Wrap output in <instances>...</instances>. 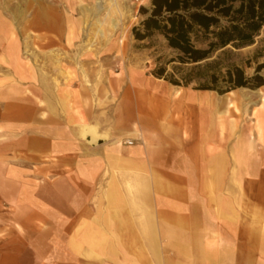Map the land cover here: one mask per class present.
I'll use <instances>...</instances> for the list:
<instances>
[{
	"label": "rangeland",
	"instance_id": "374dc122",
	"mask_svg": "<svg viewBox=\"0 0 264 264\" xmlns=\"http://www.w3.org/2000/svg\"><path fill=\"white\" fill-rule=\"evenodd\" d=\"M106 1L102 2L104 11L95 14L84 12L79 0H0V239L1 228L14 226L13 221L21 223L25 220L14 217L15 210L48 208L44 202H39L41 198L60 194L63 180L73 177L69 162L77 154L69 153V150L71 146L85 147L87 144L78 139L74 131L73 124L78 122V116L68 115L69 102L87 124L98 122L101 127L114 130L123 121L124 88L131 76L135 78L139 73L138 81L145 77L160 80L153 76L159 59L166 63L176 57L161 36L144 42L134 38L133 29L148 16L142 9L150 12L152 0H117L114 4L119 14L113 18L119 23L114 32L104 23L110 3ZM83 2L89 9L95 5L94 0ZM47 14L50 19L58 20L60 33L66 35H48L44 29L37 30L38 27L31 24L37 18L46 21ZM96 20L103 23V37L97 35ZM70 34L72 42L69 43L66 39ZM229 50L233 52L232 62L241 66L247 77H254L261 67L258 74L264 79V28L253 45ZM57 59L61 69L70 76L68 80L58 76ZM173 67H168V73H172ZM194 87L195 84L177 88L182 90L183 97H175L183 99V89L196 91ZM106 93L111 95L109 100H103ZM67 94L71 95V100ZM205 98L206 102L212 99L217 102L214 107L208 106L212 108L215 134L218 133L215 140L219 135L223 145L219 143L220 146L215 148L213 169L208 171L209 184L201 189L204 193L207 189L220 217L230 221H237L239 217L247 230L254 229L264 222V86L256 90L238 89L225 95L211 92ZM35 112L36 120L30 127L31 115ZM43 112L47 113L46 118L41 117ZM183 134V141L191 143L189 134ZM30 138L36 141L34 149H30ZM141 139L143 136L123 138L121 145L124 140ZM182 143L180 139L176 140L178 150H182ZM183 148L190 149L188 145ZM53 155L58 158L57 163L44 159ZM101 162L103 170L107 166L106 174L103 172L105 187L114 173L103 157ZM188 172L191 170H186V174ZM155 173L157 171L151 168L147 173H134L128 182L115 171V178L125 189L127 182L133 187L129 197L135 206L133 220L143 238L144 252L154 264H161L154 211L161 216L162 222L170 221L166 217L168 213H161L163 204L170 206L182 195L174 188L175 196L158 194L153 182ZM141 182L146 183L148 189L144 201L138 193ZM184 187L189 192L194 190L190 185ZM31 200L34 206H30ZM105 206L106 202L102 200L99 209L105 210ZM255 209L260 212V217L253 216ZM54 220L59 230L64 222L67 223L66 219ZM103 220L107 225V214ZM85 224L83 229L92 225ZM100 231L103 230H97L98 237ZM106 232L111 238L115 237L114 230ZM128 237L129 232L123 231L122 238ZM219 238L221 235L214 236V240ZM208 246H212V242ZM104 247L121 249L125 254L132 252L127 250L126 244L91 248ZM136 248L133 251L138 252ZM165 253L168 261L169 253L167 250Z\"/></svg>",
	"mask_w": 264,
	"mask_h": 264
},
{
	"label": "crops",
	"instance_id": "0c3cea01",
	"mask_svg": "<svg viewBox=\"0 0 264 264\" xmlns=\"http://www.w3.org/2000/svg\"><path fill=\"white\" fill-rule=\"evenodd\" d=\"M103 1L94 0L91 9L98 5L102 7ZM79 4L83 10L89 9L84 7L83 0H79ZM46 16V21L37 18L31 24L38 27L37 30L44 29L48 35H66L60 33L57 19ZM71 36L68 35L66 40ZM140 75L136 73V79L131 76L125 85L123 121L114 130L101 127L98 122L87 124L69 102L68 115L78 116V122L73 126L98 125L99 132L106 134L108 141L98 147H69V153L77 154L69 162L73 177L63 180L60 194L43 196L45 199L40 196L39 202H44L48 208L40 206L34 210L14 211V217L25 220L21 223L13 221L14 226L1 228L0 264H154L144 252L143 238L133 220L135 206L129 197L133 187L128 183L132 174L147 173L150 168L157 171L153 182L158 194L169 195L164 192L165 186H169L182 195L170 206L163 204L161 213H168L166 217L170 221L162 222L161 216L154 211L161 264H208L209 255L212 256L214 251L221 255L216 264H264V222L247 230L239 217L237 221L220 217L207 189L205 193L201 189L209 184L208 171L213 169V154L223 142L219 135L215 140L218 133L215 134L212 108L208 104L214 107L217 102L213 99L206 102L205 98L211 92L183 89L185 97L177 99L183 97L182 90L177 89L179 87L161 80L152 81L148 77L138 81ZM66 96L71 100L70 94ZM110 97L106 93L103 100ZM217 101L220 104L221 99ZM36 114L31 115L30 127ZM41 117L46 118L47 113L43 112ZM183 132L189 134L191 143L183 141ZM142 136L143 140H124L121 145L123 138L139 139ZM177 139L183 142V147L188 145L190 149L187 151L182 147L178 150ZM35 142L30 138V149H34ZM135 142L140 143L135 145ZM102 157L114 173L105 187L103 172L107 166L103 170ZM44 159L59 161L56 155ZM186 170H191V174L188 172L190 177ZM115 171L122 178L126 177L127 189L117 181ZM179 171L182 172L179 174ZM140 185L138 193L144 201L148 195L147 184L141 182ZM186 185L193 186L194 190L187 191ZM102 200L106 202L105 210L99 209ZM30 202V206H34V201ZM142 206L143 209L146 207L145 204ZM252 213L254 217H260L257 209ZM106 214L107 225L103 220ZM54 219H66L67 223L64 222L59 230ZM262 219L264 221V216ZM87 222L92 225L85 229L92 231H84ZM108 228L116 232H113L114 238L106 232ZM98 229L103 230L98 232L99 237L96 234ZM123 231L129 232L127 239L122 238ZM215 235H221V238L214 240ZM210 242L212 246L209 247ZM105 244H126L127 250L132 252L125 254L121 249L109 247L91 248ZM135 246L138 252L133 251ZM200 249L206 251L205 260Z\"/></svg>",
	"mask_w": 264,
	"mask_h": 264
},
{
	"label": "trees",
	"instance_id": "16d2710c",
	"mask_svg": "<svg viewBox=\"0 0 264 264\" xmlns=\"http://www.w3.org/2000/svg\"><path fill=\"white\" fill-rule=\"evenodd\" d=\"M133 29L136 41L161 36L176 57L158 61L153 76L173 86L225 95L238 89L264 86L232 62L233 52L254 44L264 28V0H152L150 12ZM173 65L172 73L167 69Z\"/></svg>",
	"mask_w": 264,
	"mask_h": 264
},
{
	"label": "bare ground",
	"instance_id": "6f19581e",
	"mask_svg": "<svg viewBox=\"0 0 264 264\" xmlns=\"http://www.w3.org/2000/svg\"><path fill=\"white\" fill-rule=\"evenodd\" d=\"M101 1H103V0H101ZM108 1L110 3L108 4V9H107V12H106V16H105L104 23L107 25L109 31L114 32L117 29V26H118V23L119 22H117L113 17L116 16V15H118L119 14L118 13L119 11L117 10V6H115V4H114L116 0H108ZM98 6H95L91 10L90 9H86V10H83V11L84 12L90 11V12H93L95 14H100V13H102L104 11V8L103 7H100V6L98 7ZM15 20H16V18H15ZM95 26L97 28V35L99 37H103V30L101 28L103 26V23L100 20H96ZM68 42L69 43L72 42V37H70L68 39ZM12 45H14V44H12ZM55 63H56V71H57L58 76L62 77V79L68 80L70 78V76L61 69L60 63H59V59H57ZM15 66H17V65H15ZM74 128H75L74 131L77 134L78 139H80L81 141H83L84 143H86L88 146L98 147V146H100L101 143L104 144V143H106L108 141L107 140L108 137L106 136V134L103 135V134H101L99 132L98 125H94V126H92V125L91 126L75 125ZM222 130H223V128H222ZM262 133H263V131H262ZM173 191L174 190H173L172 187L165 186V188H164V192L166 194L173 195V193H174ZM200 251H201L203 260H205V258H206V251H204L203 249H200ZM220 256L221 255H219L216 251H214V253L212 254V256L209 255V258H208V261L209 262H208V264H213V263L216 264V262H217V260H218V258Z\"/></svg>",
	"mask_w": 264,
	"mask_h": 264
},
{
	"label": "built area",
	"instance_id": "2783aa9c",
	"mask_svg": "<svg viewBox=\"0 0 264 264\" xmlns=\"http://www.w3.org/2000/svg\"><path fill=\"white\" fill-rule=\"evenodd\" d=\"M132 144V143H131Z\"/></svg>",
	"mask_w": 264,
	"mask_h": 264
}]
</instances>
